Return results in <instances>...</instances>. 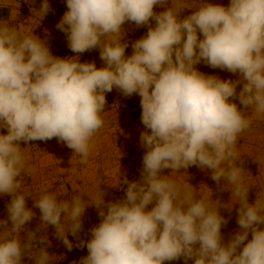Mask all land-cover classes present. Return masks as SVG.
Returning a JSON list of instances; mask_svg holds the SVG:
<instances>
[{"label":"clouds","instance_id":"obj_1","mask_svg":"<svg viewBox=\"0 0 264 264\" xmlns=\"http://www.w3.org/2000/svg\"><path fill=\"white\" fill-rule=\"evenodd\" d=\"M65 3L56 27L77 54L72 57L54 56L46 40L0 20V129H6L0 132V195L11 198L8 218L0 219V264H22L25 255L35 264H51L47 233L37 236L49 225L71 251L69 235L79 236L89 206L101 219L90 238L76 245L87 249L81 264L180 258L185 264H264V197L249 202L252 186L237 150L242 134L264 120V0H230L227 6L207 0ZM157 5L164 10L154 11ZM186 9L191 14L181 18ZM50 11L49 0H41V19ZM126 22L147 26L131 55ZM97 48L103 67L80 61L79 54ZM201 62L239 79L206 75L196 68ZM114 88L140 98V179H119L117 186L126 185L120 200L105 201L99 189L70 199L42 190L29 208L31 194L21 177L37 170L21 143L55 138L87 164L104 126L105 94ZM255 161L264 164V157ZM191 166L211 170L218 186L225 181L220 190H230V201L204 198L172 178ZM166 169L170 175H162ZM236 204L239 230L224 242L221 228L228 221L220 209L231 213ZM33 208L40 212L35 231L25 227L36 215Z\"/></svg>","mask_w":264,"mask_h":264},{"label":"crops","instance_id":"obj_2","mask_svg":"<svg viewBox=\"0 0 264 264\" xmlns=\"http://www.w3.org/2000/svg\"><path fill=\"white\" fill-rule=\"evenodd\" d=\"M40 3L41 0H0V20H7L18 30L26 34L33 32L34 35L46 40L54 56L67 58L77 55L69 49L66 35L56 27L67 10L65 0H49L51 11L43 19L39 14ZM156 10L163 11L164 8L157 5L154 7V11ZM123 28L128 46L147 32V26L138 27L130 22H126ZM79 59L81 62H95L97 67L104 66L98 48L79 54ZM206 75H215L223 80L239 79L238 74L219 76L216 73H206ZM240 87L238 86L237 91ZM105 95L107 104L101 113L104 126L94 137V147L87 164H81L80 157L55 138L48 141H31L28 144L21 143V147H26L29 163L37 170L32 175L24 174L21 177L23 190L31 194L26 200L29 208L33 207L34 200L39 198L42 190L53 192L60 199H70L78 193H95L99 189L101 195L105 193V201H112L116 181L122 170L119 157L130 149L144 150L140 144V133L144 131V127H135L132 132L128 131V127L133 125L134 119L141 112L139 96L134 94L131 97H124L115 88ZM232 102L243 110V105L238 99H233ZM246 114H250V109L246 110ZM0 132L6 134V129H0ZM237 150L243 161V167L247 172H254L256 182L264 186V164L259 165L255 161L264 157V120H255L251 130L242 134ZM10 199L7 195H0L2 220L8 218L7 207ZM87 202L91 203V200ZM33 211L36 215L25 227L35 231L40 225V212L35 208ZM100 219L97 208L94 206L86 208L79 236L69 235L73 243L71 251L56 238L53 226L49 225L46 229L37 232V236L47 233L50 242L47 251L53 258L51 263L65 264L70 261L67 258H70L71 253H87L86 248H79L76 245L79 240L90 238L91 228L96 226ZM56 257L60 259L55 260Z\"/></svg>","mask_w":264,"mask_h":264},{"label":"rangeland","instance_id":"obj_3","mask_svg":"<svg viewBox=\"0 0 264 264\" xmlns=\"http://www.w3.org/2000/svg\"><path fill=\"white\" fill-rule=\"evenodd\" d=\"M207 2L227 6L229 4L230 0H207ZM160 11H162V10H156V12H160ZM191 11H192L191 9L184 10V12L181 13V18L191 14ZM196 68L199 71L203 72L204 74L216 73L219 76H221V75L234 76L235 75V74L230 73L226 70H220L218 68L213 69V68L207 66L206 64H204L203 62L196 65ZM180 171H181V173L172 174V178L175 179L178 183H181V184L189 183V184H191L197 190H199L201 196L204 198H208V199L212 198L213 200L219 199L224 203H227L230 201V198H231L230 190H224V191L220 190V186H223L225 181L221 180L220 186H218L217 182L214 181L213 179H211V170H207V169L201 170L199 167L191 166L186 170L181 169ZM170 174H171L170 169H166L163 173V175H170ZM247 182L249 185L252 186L250 188V191H249V202L250 203L254 202L256 197H264V186H261L260 184H258L256 182V176H255L254 172H247ZM233 202H234V200H233ZM151 207H152V205H149V209ZM238 207H239L238 204L234 205L231 213H229L226 208L220 209L221 215L224 216L228 221L227 224L223 225L221 228V233H222L224 242H227L231 238V236L236 231L239 230L238 225H237V212H236V209ZM262 227H264V226H262ZM83 240H87V239H83ZM37 251H38V249L33 248L32 255L34 256ZM86 255H87V253H83V252H81V253L73 252L70 254V258H67L70 261H68V263L65 262V264H79V261H81V258L86 256ZM54 259L56 260V259H60V258L56 257ZM52 260H53V258H52ZM22 264H35V261L31 257L25 255L22 258ZM51 264H56V263H51ZM164 264H185V261L183 258H180L178 260L165 261ZM187 264H193V261L189 260V261H187Z\"/></svg>","mask_w":264,"mask_h":264},{"label":"built area","instance_id":"obj_4","mask_svg":"<svg viewBox=\"0 0 264 264\" xmlns=\"http://www.w3.org/2000/svg\"><path fill=\"white\" fill-rule=\"evenodd\" d=\"M132 51V47L129 45L126 49V55H131ZM135 127H144L141 123V112L134 119L133 125L128 127V131L132 132ZM143 154L144 150L130 149L119 157V163L122 165V170L116 181V185L112 194V201L123 199L125 196L126 185L121 184L120 186H117L119 179L122 180L124 176H126L129 181H136L140 179ZM164 171L162 172V175Z\"/></svg>","mask_w":264,"mask_h":264}]
</instances>
